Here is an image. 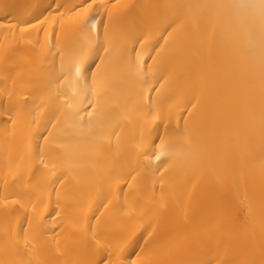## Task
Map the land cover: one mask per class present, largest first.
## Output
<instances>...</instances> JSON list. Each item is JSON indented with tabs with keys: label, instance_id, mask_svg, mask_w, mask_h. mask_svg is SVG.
<instances>
[{
	"label": "bare ground",
	"instance_id": "bare-ground-1",
	"mask_svg": "<svg viewBox=\"0 0 264 264\" xmlns=\"http://www.w3.org/2000/svg\"><path fill=\"white\" fill-rule=\"evenodd\" d=\"M0 264H264V0H0Z\"/></svg>",
	"mask_w": 264,
	"mask_h": 264
},
{
	"label": "snow or ice",
	"instance_id": "snow-or-ice-1",
	"mask_svg": "<svg viewBox=\"0 0 264 264\" xmlns=\"http://www.w3.org/2000/svg\"><path fill=\"white\" fill-rule=\"evenodd\" d=\"M93 26H95V25H93ZM76 71L79 73L81 71V68L78 66Z\"/></svg>",
	"mask_w": 264,
	"mask_h": 264
}]
</instances>
